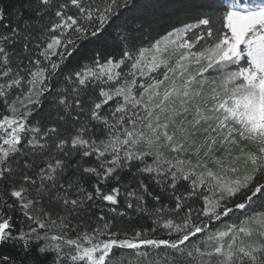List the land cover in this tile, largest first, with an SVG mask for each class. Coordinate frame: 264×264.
<instances>
[{"label": "snow or ice", "instance_id": "snow-or-ice-1", "mask_svg": "<svg viewBox=\"0 0 264 264\" xmlns=\"http://www.w3.org/2000/svg\"><path fill=\"white\" fill-rule=\"evenodd\" d=\"M0 264H264V0H0Z\"/></svg>", "mask_w": 264, "mask_h": 264}, {"label": "trees", "instance_id": "trees-1", "mask_svg": "<svg viewBox=\"0 0 264 264\" xmlns=\"http://www.w3.org/2000/svg\"><path fill=\"white\" fill-rule=\"evenodd\" d=\"M149 19L153 22L159 23L161 28H166L169 25L175 23V20L168 15L167 10H161L158 15L149 17Z\"/></svg>", "mask_w": 264, "mask_h": 264}]
</instances>
